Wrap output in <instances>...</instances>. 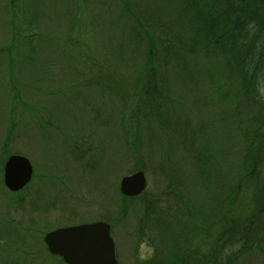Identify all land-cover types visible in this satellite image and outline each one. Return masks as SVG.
Instances as JSON below:
<instances>
[{
	"label": "rangeland",
	"instance_id": "rangeland-1",
	"mask_svg": "<svg viewBox=\"0 0 264 264\" xmlns=\"http://www.w3.org/2000/svg\"><path fill=\"white\" fill-rule=\"evenodd\" d=\"M178 14L175 0H0V264H67L45 234L96 221L119 264H264L260 182L244 163L264 75L254 98L221 59L186 52ZM12 154L33 165L16 192ZM138 170L146 189L123 195ZM251 222L245 246L224 241Z\"/></svg>",
	"mask_w": 264,
	"mask_h": 264
},
{
	"label": "trees",
	"instance_id": "trees-1",
	"mask_svg": "<svg viewBox=\"0 0 264 264\" xmlns=\"http://www.w3.org/2000/svg\"><path fill=\"white\" fill-rule=\"evenodd\" d=\"M176 1L182 15L178 14L177 20H172L171 24L178 27L185 25V28L182 27L179 30L180 35L185 33L186 27L189 30L187 44L179 42L178 45L181 48H187L186 52H193L198 56L221 59L223 76L227 78L230 75L236 76L241 87L251 92L254 98L260 95L258 85L264 75V0ZM142 33L138 32L135 35L141 41L142 38H146L145 35L150 36L151 53L148 54L153 57L157 50L154 36L148 32ZM173 46L174 43L167 40L164 44V47L167 48L166 53H169ZM147 93L150 95V89ZM251 93H247V95L250 97ZM255 121L257 122L251 132V138L246 140L247 149L244 155V163L251 167L249 176L256 177L260 182L259 188L256 190L260 204H258L256 212L251 215L252 222L256 216L264 212V114L257 115ZM252 222L247 227L248 229L246 228L247 230L245 229L246 231L241 233V237L238 235L236 227L228 229V225H226L224 241H230V244L243 242L245 246L249 238L248 231L253 225ZM262 230H264V226H262ZM241 250L242 248L235 253H240ZM180 262L181 258L172 263L181 264ZM153 263H156V260H153ZM208 263L213 264L211 257L207 261ZM216 264H220V262Z\"/></svg>",
	"mask_w": 264,
	"mask_h": 264
},
{
	"label": "water",
	"instance_id": "water-1",
	"mask_svg": "<svg viewBox=\"0 0 264 264\" xmlns=\"http://www.w3.org/2000/svg\"><path fill=\"white\" fill-rule=\"evenodd\" d=\"M33 177V165L24 155L12 154L4 166V183L11 191L27 186ZM147 186L146 174L138 170L121 178L120 191L133 197L140 195ZM48 250L59 255L67 264H119L111 226L96 221L60 227L44 236Z\"/></svg>",
	"mask_w": 264,
	"mask_h": 264
}]
</instances>
